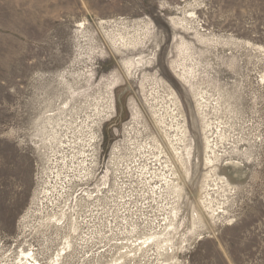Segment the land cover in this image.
<instances>
[{
  "label": "rangeland",
  "instance_id": "rangeland-1",
  "mask_svg": "<svg viewBox=\"0 0 264 264\" xmlns=\"http://www.w3.org/2000/svg\"><path fill=\"white\" fill-rule=\"evenodd\" d=\"M172 90L188 128L176 187L153 114ZM211 168L229 185L200 220ZM22 250L44 264H264V0H0V264Z\"/></svg>",
  "mask_w": 264,
  "mask_h": 264
},
{
  "label": "bare ground",
  "instance_id": "bare-ground-1",
  "mask_svg": "<svg viewBox=\"0 0 264 264\" xmlns=\"http://www.w3.org/2000/svg\"><path fill=\"white\" fill-rule=\"evenodd\" d=\"M140 38L139 37H134V39H128L125 42H123V47L124 48H128L129 47H134L137 48V45H140ZM115 41V40H114ZM127 63V62H126ZM128 70L130 69V67H127ZM181 70V69H180ZM181 80H184L186 83H190L191 79L190 76L186 73L185 70H183L181 72V74H179ZM190 85V84H189ZM168 95L170 96V105H167L165 107V110L162 114H159V109H157V105L158 104H153L154 106V116H155V124L156 126H158L157 128H159L160 130H162L163 134H164V140L165 143L169 146V151L172 155L173 158H171L172 160L170 161L171 164V171H172V175H174V177H172V179L169 180V176L165 175L164 179L167 185H174V187L179 186L178 183L175 182V180L173 178L175 177H179V173L178 171L179 169V165H181L182 167L185 168L186 163H185V157H184V153L182 152V145H180L181 143H184L186 141V136H187V132H188V128L185 125H181V123L179 122L178 118L176 119L177 115L174 112V110H176L175 108L178 107V100L175 99V94L174 91L172 90L170 93H168ZM199 102L200 108H202V114L204 115V108L205 105L204 103ZM176 106L174 109H172V105ZM169 109L173 110V111H169ZM183 128V129H182ZM172 130L173 131H177V133L172 134ZM179 137V138H176ZM206 158H205V166L206 167H213L216 164V161L219 159V150H218V144L212 143V141L210 140L209 136L206 133ZM177 164L176 166L173 164ZM175 167H177L175 169ZM186 169L187 174L189 173V170ZM216 168H211L206 176H205V180L206 183L203 185V196L201 197V202H200V210H201V214H197V218L198 219H203V215L205 214L206 211L211 212L210 214L212 216H216L219 215L222 211H220V207L218 206V204L215 202L216 199L213 197V194L211 192L214 191L216 188L221 189L224 186L222 184H226V186L229 185L228 183V179L226 177H218L215 178L216 175ZM171 174V173H170ZM213 182V183H211ZM222 183V184H221ZM215 186V187H212ZM44 222L46 224H55L57 226H60V220H58L57 218L54 219V217H48L44 220ZM54 225V226H55ZM21 256H22V261H20V264H44L43 261H41L36 255L35 252L33 250H29V251H25L22 250L21 251ZM58 261L53 260L54 264H57Z\"/></svg>",
  "mask_w": 264,
  "mask_h": 264
}]
</instances>
